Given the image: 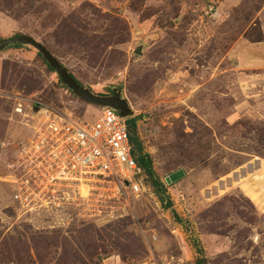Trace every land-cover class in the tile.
I'll return each instance as SVG.
<instances>
[{
  "label": "rangeland",
  "instance_id": "1",
  "mask_svg": "<svg viewBox=\"0 0 264 264\" xmlns=\"http://www.w3.org/2000/svg\"><path fill=\"white\" fill-rule=\"evenodd\" d=\"M263 9L264 0H0V40L31 36L94 94L122 92L172 204L146 178L149 193L106 198L99 216L67 206L63 227L52 228V214L20 216L5 177L32 135L10 98L89 122L102 110L37 50L11 47L0 54V264H264V52L251 45L264 42ZM178 171L185 178L169 184Z\"/></svg>",
  "mask_w": 264,
  "mask_h": 264
},
{
  "label": "built area",
  "instance_id": "2",
  "mask_svg": "<svg viewBox=\"0 0 264 264\" xmlns=\"http://www.w3.org/2000/svg\"><path fill=\"white\" fill-rule=\"evenodd\" d=\"M10 100L32 135L19 144L17 159L9 166L13 174L5 177L20 216L52 214V228L63 227L59 212L67 206H86L92 216H99L100 207L94 204L106 198L121 200L151 191L133 156L129 118L106 107L89 122L34 99Z\"/></svg>",
  "mask_w": 264,
  "mask_h": 264
},
{
  "label": "water",
  "instance_id": "3",
  "mask_svg": "<svg viewBox=\"0 0 264 264\" xmlns=\"http://www.w3.org/2000/svg\"><path fill=\"white\" fill-rule=\"evenodd\" d=\"M12 46H28L39 52L42 58L47 62L49 67L58 75L62 84L66 86L77 98L100 108H112L118 111L123 118H133L134 112L129 102L123 98L120 90L114 89L111 96H99L94 94L90 89L82 86L74 76L69 72L68 68L63 64L40 42L31 36L19 35L17 37L0 40V54ZM141 54V51L138 52ZM38 109L35 108V112ZM184 171H178L172 174L168 179L169 184H176L185 178Z\"/></svg>",
  "mask_w": 264,
  "mask_h": 264
},
{
  "label": "trees",
  "instance_id": "4",
  "mask_svg": "<svg viewBox=\"0 0 264 264\" xmlns=\"http://www.w3.org/2000/svg\"><path fill=\"white\" fill-rule=\"evenodd\" d=\"M12 47H23V46H12ZM64 87L67 88L66 86ZM127 123H128L129 131H130L131 144L133 146V156L136 162L138 163V165L143 169L148 182L150 183L152 188L155 190V193L160 198L163 205H165V208L170 209L172 207V204L167 201V192H166L165 186L163 183H161V180L159 179L156 172L154 171V166H153L151 157L148 153H146L144 143L138 134V119L131 118L128 120ZM199 254L200 255L203 254L202 250H199ZM197 263L206 264V259L202 258L201 260H198Z\"/></svg>",
  "mask_w": 264,
  "mask_h": 264
},
{
  "label": "crops",
  "instance_id": "5",
  "mask_svg": "<svg viewBox=\"0 0 264 264\" xmlns=\"http://www.w3.org/2000/svg\"><path fill=\"white\" fill-rule=\"evenodd\" d=\"M262 12L264 13V9L262 10ZM242 43V42H241ZM249 44V43H248ZM243 45V44H242ZM241 45V46H242ZM252 45V49H254L255 51H257V55L263 53L264 51V42H260V43H256V44H251ZM245 47V46H244ZM243 47V48H244ZM257 49V50H256ZM262 51V52H261ZM262 56V55H261ZM260 67H264V66H260Z\"/></svg>",
  "mask_w": 264,
  "mask_h": 264
}]
</instances>
